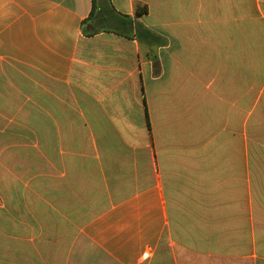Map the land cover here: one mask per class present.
Here are the masks:
<instances>
[{"label": "crops", "instance_id": "0c3cea01", "mask_svg": "<svg viewBox=\"0 0 264 264\" xmlns=\"http://www.w3.org/2000/svg\"><path fill=\"white\" fill-rule=\"evenodd\" d=\"M0 264H264V0H0Z\"/></svg>", "mask_w": 264, "mask_h": 264}, {"label": "rangeland", "instance_id": "374dc122", "mask_svg": "<svg viewBox=\"0 0 264 264\" xmlns=\"http://www.w3.org/2000/svg\"><path fill=\"white\" fill-rule=\"evenodd\" d=\"M94 20H96L98 22L97 27L101 26V27L108 28V29L113 28V25L111 23H109L107 18L105 20L104 13H99V12H98V14L96 13L95 16L90 20V22L91 21L93 22ZM90 22L86 23V29L88 28Z\"/></svg>", "mask_w": 264, "mask_h": 264}, {"label": "trees", "instance_id": "16d2710c", "mask_svg": "<svg viewBox=\"0 0 264 264\" xmlns=\"http://www.w3.org/2000/svg\"><path fill=\"white\" fill-rule=\"evenodd\" d=\"M94 8H95V0H94ZM147 13V9L146 8H139L136 12V16H141L143 14H146ZM93 16V12H92V15ZM131 26L135 29V27L133 26L132 22H131ZM143 35V31L139 32L136 36H141Z\"/></svg>", "mask_w": 264, "mask_h": 264}, {"label": "water", "instance_id": "95a60500", "mask_svg": "<svg viewBox=\"0 0 264 264\" xmlns=\"http://www.w3.org/2000/svg\"><path fill=\"white\" fill-rule=\"evenodd\" d=\"M139 31H140V25L138 22H135V32L139 33Z\"/></svg>", "mask_w": 264, "mask_h": 264}, {"label": "built area", "instance_id": "2783aa9c", "mask_svg": "<svg viewBox=\"0 0 264 264\" xmlns=\"http://www.w3.org/2000/svg\"><path fill=\"white\" fill-rule=\"evenodd\" d=\"M144 259H147V258H149V254H144Z\"/></svg>", "mask_w": 264, "mask_h": 264}]
</instances>
